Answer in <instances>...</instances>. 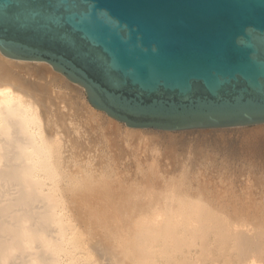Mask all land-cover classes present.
I'll use <instances>...</instances> for the list:
<instances>
[{
	"label": "bare ground",
	"instance_id": "bare-ground-1",
	"mask_svg": "<svg viewBox=\"0 0 264 264\" xmlns=\"http://www.w3.org/2000/svg\"><path fill=\"white\" fill-rule=\"evenodd\" d=\"M52 72L50 66L43 63L9 60L0 56V264H76V262L79 263L81 261L77 257V253L83 251H86V253L82 255L84 259L81 258L85 261L87 256H91L92 259L87 261L92 262V264H264V226H260L262 222L257 226L254 223L256 221L253 220V215L255 214L252 213V217L246 214L244 206L246 207L248 203L244 198L242 200L238 197L234 200L236 196H233V193L229 194V188L232 187V183L230 184L231 181L227 177L219 176L220 173L217 174L216 172L210 174V171L208 175L203 174L204 172L200 173L197 169L203 167L202 165L199 168V165L195 167L197 171L194 172L197 173L193 175L195 177L194 180H192L194 177L190 174L188 175V172L187 177L186 172H184L185 175L182 172L184 177L179 179L174 178V175L166 177L165 173V177L162 175V178L155 175L158 177L157 179L148 180L145 177L149 181L147 182L148 187L142 189L144 188L142 184L146 180L141 181V185L139 182L136 183L137 186H142V188H139L129 179L131 182L130 187L136 186L137 188L133 187L132 189L126 183V187L128 186L130 189L127 187L126 191H128H123L124 194H121L125 195V197L118 196L120 197L118 198L119 202L118 200H110L111 197H109L110 199L105 197V193H109L113 188V182L116 183L114 185L117 188L121 187L119 185L122 184L118 183L119 185H117L114 180L116 173L112 174L111 168L105 171L102 170L103 172L101 173L96 171L98 167H94L95 161L104 163V160L108 159L105 156L107 154L104 155L107 151L103 152L104 149H101L103 143L111 147L115 146V148L119 143L122 145L121 147L131 148V151L129 150L130 153L132 152L131 154H133L132 149L135 153L138 151V154L143 149V151L147 152V154L144 153L143 155L145 156L146 154L147 156L152 151L155 154L160 152L157 149V144H155L157 145L155 146L157 151L154 148L157 136L164 134V139L162 138V140L159 137L158 142L160 144L161 141L170 143L172 147L175 143L173 133L186 134L187 132H160L150 129L128 128L126 125L109 118L103 112L95 109L86 100L82 90L70 85L64 77L55 75ZM28 79H31V81ZM255 127L257 128V126ZM218 130L223 129H217L216 132ZM188 132L192 133V130ZM260 132L258 129L257 133ZM197 133V138L206 134L204 131V135ZM235 133L237 134V132ZM253 133V139H256L254 135L257 133ZM219 134H223L222 131ZM165 135L170 140L166 141ZM206 135L210 134L207 133ZM223 135L221 136L223 137ZM244 135L240 134L241 138L245 139L247 137L249 139L247 134ZM248 135H250V132ZM175 137L177 138V135ZM181 137L184 138L186 136L183 134ZM194 137L196 136L194 135ZM250 137L252 136L250 135ZM203 138L201 139L203 140ZM208 138L210 139V136L205 139ZM171 141H173L172 144ZM179 141H181L180 137ZM206 141L202 142L205 144ZM240 141L242 142V140ZM256 141L258 142V140ZM218 142L220 143V141ZM261 143L263 144L264 142L261 141ZM253 144L256 145V143ZM167 145L166 149H164V154L162 153L163 156L165 155V150H167V153H169V150V154L172 153V150V154L180 156L179 152H174L175 150L172 148L168 149L167 147L170 146L169 144ZM180 145L184 146L183 142ZM239 145L241 146V144ZM174 146L173 148L176 149L179 145ZM183 146L180 147L185 149ZM162 147L165 146L163 145ZM253 147L255 148L254 150L258 147L261 148L260 145L257 148L254 145ZM259 148V153H261ZM185 150H183L185 151L184 153L188 154L187 151L190 149ZM194 150H198V155L203 153L202 150L199 153L198 147L193 149V152H195ZM237 151L241 154L240 150ZM255 153H258V151ZM180 154L181 157L187 156ZM252 154L254 153L252 152ZM190 155L192 156V153ZM190 155L188 162L191 163L185 162L187 163L186 166L192 165V161H196L193 160L195 157ZM117 156L120 158L119 155ZM165 156L173 159L172 155ZM165 156L164 158L166 159ZM154 157L152 156V158ZM157 157H160V155ZM123 158L124 160L127 159L124 156ZM147 158L150 159V155ZM187 159L186 157V161ZM136 161L138 163V160ZM128 162L126 163H134L132 160H128ZM106 163L110 165L109 162ZM208 163L210 164V162ZM127 164L124 163L126 166ZM228 164L225 163L224 165L228 166ZM247 164L249 163L247 162ZM103 165L105 163L101 166ZM177 165L179 166L180 164L177 163ZM193 165L196 166V162ZM192 166H190L191 170ZM121 167L125 166L122 164ZM182 167L184 168L183 164ZM93 168L97 169L94 171ZM183 168L181 170L186 171ZM138 169L136 171L137 176L139 174ZM142 170L143 174H141V171L140 174L146 176L148 173L144 174V168ZM93 171L96 175L101 173L100 176L98 175L99 177H97ZM151 171L153 173L155 170ZM187 171L189 170L187 169ZM126 173L136 176L133 171L129 172L128 169ZM121 174L119 178L122 180L123 176ZM128 175L127 179L122 182L124 185L128 180ZM148 175L151 176V174ZM152 177H154V174ZM119 178L117 177L116 180ZM111 179H113V182ZM253 179L255 180V178ZM263 181H254L255 185H253L256 188L253 187L256 189V193L257 191H263L264 193V187L260 191L259 189L257 190L258 187L263 186ZM144 184L146 186V182ZM121 188L117 190H121ZM117 190L114 189V193ZM261 192L259 196H262L263 193ZM103 194L105 195L102 196ZM118 194H120L119 191L116 195ZM116 195H112V197ZM114 199H117V196ZM250 202V205L253 206L252 209L257 211L259 209L258 206H262L264 197L259 198L256 196L255 201ZM122 208L126 212H121H124L127 216L132 214L133 217L130 216L127 220H124V218L120 220L114 219L112 220L114 223H112L104 216L107 221L104 225L111 223L110 225L108 224V227H110L115 224V220L116 222H123L122 220H124L127 223L130 221L131 225L135 226L126 229L128 224L124 225L125 229L123 232L118 236L115 235L113 239V236L110 237L111 235H109L111 233L108 232L112 228L110 227L109 230L107 227V230L105 229L106 234L105 226L103 227L101 224L105 232L103 236L107 235L109 240H112L111 244L115 241L116 244L111 247L106 246L105 244L109 243V240L103 244V241L105 242V240H101L103 237L99 239L98 235H96L98 240L95 239V242L91 244L93 247L88 248L87 245H90L86 243L85 230L80 229L82 225L85 226V219H82L80 215L86 216V212L92 209L98 216L93 215L98 218L102 216L98 214L100 212L103 213L101 210H113L114 212L116 209L118 211L122 210ZM248 208L250 207L248 206ZM134 214L138 216L135 218ZM262 215H264V212ZM74 216H79L82 220L78 229L76 224L74 228V224H71L74 219L71 220L70 218ZM95 219L93 216V221ZM89 220L91 221L92 219L89 218ZM101 220L99 219L97 222H101ZM117 225L119 226L118 230L121 231L123 229L122 223L121 229L120 225ZM115 228V234L120 232L117 227ZM69 229H72V232ZM92 239L94 240V238Z\"/></svg>",
	"mask_w": 264,
	"mask_h": 264
},
{
	"label": "water",
	"instance_id": "water-1",
	"mask_svg": "<svg viewBox=\"0 0 264 264\" xmlns=\"http://www.w3.org/2000/svg\"><path fill=\"white\" fill-rule=\"evenodd\" d=\"M0 56L131 129L264 125V0H0Z\"/></svg>",
	"mask_w": 264,
	"mask_h": 264
},
{
	"label": "rangeland",
	"instance_id": "rangeland-1",
	"mask_svg": "<svg viewBox=\"0 0 264 264\" xmlns=\"http://www.w3.org/2000/svg\"><path fill=\"white\" fill-rule=\"evenodd\" d=\"M53 74H55L54 72H52ZM55 75H57V74H55ZM59 76V75H58ZM63 77V76H62ZM28 80H30L31 81V79H28ZM66 80V79H65ZM67 81V80H66ZM68 82V81H67ZM69 83V82H68ZM70 84V83H69ZM70 85H72V84H70ZM72 86H74V85H72ZM75 87V86H74ZM77 88V87H76ZM82 93H83V91H82ZM83 95H84V97H85V94L83 93ZM86 98V97H85ZM263 126V127H262ZM264 129V125H261V126H257V128L256 127H248V128H236V129H233V131H232V129H223V130H218L217 132H216V130L217 129H211V130H215L214 132L213 131H211V130H192V133H190V132H188L187 131V133L185 134V133H180L181 134V136L184 134L186 137H184V138H182L181 136H180V134L179 133H173V135H174V138H175V143H174V145L176 146V145H179L176 149L175 148H173V146L174 145H172V147H171V145H170V143H166V142H162L161 141V139L163 138L164 139V134H162V136H159V137H161V139H160V141H161V144H160V142H158L159 141V137L157 136V143L155 142L154 143V148L156 149L157 147H155V146H157L158 145V151H160V152H156L157 151V149H156V153L158 154H155L153 151V153L152 152H150V151H148V152H150V159H148L147 157H149V155H147L146 156V154H147V152H145V150L143 151V149L140 151V153L142 154H138V151H136V153L134 152V150L132 149V151H133V154H131L130 153V149L131 148H128L127 147V149L125 148V147H121L122 145L121 144H117L116 146V148H115V146H113V147H111L110 145H106L105 143H103V145H101V149H104L103 150V152H105V151H109L108 153L107 152H105L104 153V155L105 154H107V155H105L108 159H106V160H108V161H106V160H104V163H105V165H103V166H101L102 164H104L102 161H100V162H96L95 161V166L94 167H98V169L97 168H93L94 169V171H95V169H97L96 171L97 172H103V171H105V170H109L110 168H111V173L112 174H114V173H116L114 176H115V178H114V180L117 182V185H119V184H122V185H119V186H121V187H119V188H121V190H117V189H119V188H117V186H115L114 184H116L115 182H113V179H111V181L113 182H111L112 184V187L115 189V190H117L116 191V193L119 191L120 192V194H118V195H116V193H114L115 191H114V189L112 188L111 189V191L108 193H105V194H103L102 196H104L105 195V197H107V198H109V197H111V199L110 200H112L113 199V201L114 200H118V198H120V197H118V196H121V197H125V195H121V194H124V192H127L126 191V188L129 186L130 187V185H131V182L133 183V184H136V183H138L139 182V184L141 185V181L143 182V180H146V181H144L143 182V184H142V186L144 187V188H142V186L140 187V186H137V184H136V186L137 187H139V188H142V189H145V187H148L147 185H148V183L147 182H149V181H147V179L149 180V179H154V178H162V175L164 176V174H165V176L166 177H168V176H170V177H172L173 175V177L174 178H182V177H184V172H186V177H187V172H188V175L190 174V175H194V174H196L194 171H197V170H199V172L200 173H203V174H205V175H208L209 174V171H210V174L211 173H217V174H219V176H223V177H227L228 179H229V181H231L230 182V184L232 185V187L231 188H229V191H230V193L229 194H232L233 193V196L235 195L236 196V198L234 199V200H236L238 197H240L242 200H243V198L247 201V203H248V205L245 207L244 206V208H245V212H246V214H249L251 217H252V215L253 214H255V215H253L254 217H253V220L254 221H256V222H254V223H256L257 224V226L258 225H260V223H261V225L260 226H264L263 225V222H264V215H262L263 214V212H264V202H263V204H261L262 206H258L259 207V209H257V208H254V209H257V211H255V210H253L252 208H253V206L252 205H250V201H255V199H256V196L257 197H259V198H263L264 196V193H263V191L261 192L260 190H261V188H263L264 187V184H263V186L262 187H258L257 188V190L259 189V191L261 192V193H263L262 194V196H259L260 195V192H258L257 191V193H259L258 195H257V193H256V189H254V187L256 188V186H254L255 184H254V181H256L257 182V180H264V143L262 144L261 143V141L262 142H264L263 140H264V130L262 129V128ZM258 129H259V132L260 133H262L261 135H260V133H257L258 132ZM226 130V131H225ZM235 130V131H234ZM242 130H244V131H242ZM250 130V131H249ZM194 131H196V132H194ZM197 131H199L198 133H197ZM202 131V132H201ZM203 131L204 132H206V134L208 133V134H210V135H206V137L205 138H207V137H209L210 136V139L208 138V139H205V138H203L205 135L203 134ZM209 131H211V132H209ZM222 131V133L224 134H221V135H223V137L219 134V132H221ZM224 131H225V133L227 134H225L224 133ZM230 131V132H229ZM243 133H241V132ZM246 131H249L250 132V135L252 136V137H250V135H248L249 134V132H246ZM251 131H252V133L253 132H255V134L258 136V138H257V136L256 135H254L255 137H256V139H253V135H252V133H251ZM163 132V131H162ZM233 132V133H232ZM235 132H237V134L235 133ZM239 132V133H238ZM246 132V133H245ZM190 133V134H189ZM196 133L197 134H202V135H204V136H199V138H197L198 137V135H196ZM235 133V134H234ZM218 134V135H217ZM229 134V135H228ZM239 134V135H238ZM240 134L241 135H244V134H247V136L249 137V139L246 137L245 139L244 138H241V136H240ZM254 134V133H253ZM175 135H177V138H178V140H177V138L175 137ZM194 135L196 136V137H194ZM212 135V136H211ZM220 135V136H219ZM216 136V137H215ZM244 136H246V135H244ZM261 136V137H260ZM165 140L167 141V140H170L169 138H167V135H165ZM179 137H180V140L181 141H179ZM203 138V140L201 139V138ZM214 137V138H213ZM243 137V136H242ZM254 137V138H255ZM260 137V138H259ZM156 138V137H155ZM182 138V139H181ZM220 138H221V140H220ZM236 138V139H235ZM263 138V139H262ZM162 139V140H163ZM183 139H184V141H183ZM196 139V140H195ZM202 140L203 142L204 141H206V140H208V141H206L205 142V144L202 142V141H200V140ZM216 140V142H215V140ZM219 139V140H218ZM242 140V142L240 141V140ZM210 140H211V142H210ZM223 140V141H222ZM243 140H247V141H244V142H249L248 144H244V142H243ZM251 140H253L252 142H251ZM256 140H258V142L256 141ZM155 141V140H154ZM179 141V142H178ZM198 141V142H197ZM218 141H220V143L218 142ZM240 141V142H239ZM260 141V142H259ZM172 142L173 141H171V144H172ZM177 142H178V144H177ZM183 142V144H184V146L183 145H180L181 143ZM210 144H209V143ZM221 142H222V144H221ZM224 142V143H223ZM227 142V143H226ZM229 142V143H228ZM239 142V143H238ZM188 143V144H187ZM226 143V144H225ZM250 143H251V145H250ZM253 143H256V145L255 144H253ZM258 143V144H257ZM262 145H261V144ZM155 144H157V145H155ZM167 144H169V146L170 147H167L168 149L170 148H172L173 150H175L174 152H176V153H178L180 156H177L176 154H172L173 153V151L171 150V154H169L170 153V151L168 150V152L169 153H167V150H165V155H167V156H169V155H172L173 157V159H169V158H171V157H166L165 155V157H166V159L164 158V156L162 155V153L164 154V149H166V145ZM208 144H209V146H208ZM218 146H217V145ZM229 144V145H228ZM237 144V145H236ZM239 144H241V146L239 145ZM244 144V145H243ZM254 146H256V148L260 145L261 146V148H259L260 149V152L261 153H259V150H258V148L256 149V150H254L255 148L253 147V145ZM120 146V149L118 150V148H119V146ZM165 146V147H162V146ZM197 145V146H196ZM198 145H200V146H198ZM225 145V146H224ZM226 145H227V147H226ZM244 147H243V146ZM250 145V146H249ZM258 145V146H257ZM160 146V147H159ZM168 146V145H167ZM174 146V147H175ZM180 146H183V148L185 147V149H190L189 151H187L188 152V154L186 153H184L186 150L185 149H182V147H180ZM193 146V147H192ZM224 146V147H223ZM236 146V147H235ZM247 148H246V147ZM263 146V147H262ZM108 147V148H107ZM197 147H198V149H199V153H201V150H202V152L203 153H201V155H198V150H194L195 152H193V149H197ZM206 147V148H205ZM215 147V148H214ZM217 147H218V149H217ZM229 147V149H227ZM231 147V148H230ZM233 147V148H232ZM240 147V148H239ZM243 147V148H242ZM250 149H249V148ZM253 147V148H252ZM106 148V149H105ZM113 149V151H112V149ZM162 150H161V149ZM226 148V149H225ZM110 149V150H109ZM153 149V148H152ZM213 149V150H212ZM232 149H234V150H232ZM241 149H243V150H241ZM124 150V151H123ZM130 150V151H129ZM183 150H185V151H183ZM204 150V151H203ZM228 150V151H227ZM232 152H231V151ZM237 150H240L241 151V154H240V152L239 151H237ZM246 150V151H245ZM249 150H250V152H249ZM252 150H254L255 152H257L258 151V153H255L254 151H252ZM128 151H129V153L131 154V156H130V154L128 153ZM183 151V152H182ZM206 151H208V152H206ZM218 151V152H217ZM219 151H221V152H219ZM244 151V152H243ZM115 152H116V154H115ZM125 152V153H124ZM204 152H206V153H204ZM230 152V153H229ZM247 154H246V153ZM252 152L255 154V156H254V154H252ZM119 153V154H118ZM124 155H123V154ZM135 153V154H134ZM144 153H146L145 154V156L143 155ZM180 153H182L184 156H186L188 159H187V161H186V157H181V154ZM192 153V156L190 155V154ZM208 153V154H207ZM244 153V154H243ZM249 153H250V155H251V157H250V155H249ZM113 154V155H112ZM138 154V156L137 157H135L136 155ZM154 154V155H153ZM194 154V155H193ZM205 154V155H204ZM213 154H215V155H213ZM226 154V155H225ZM230 154V155H229ZM110 155V156H109ZM117 155H119V157L120 158H118V156ZM121 155H123L125 158H129L128 160L129 161H133L134 163V165L131 163V164H127V163H129L128 162V160L126 159V160H124V158H123V156H121ZM160 155V157H157V156H159ZM182 155V156H183ZM189 155L191 156V157H195L193 160L196 162V166H194L193 164H195V162H193L192 161V165L190 164L189 166L187 165L186 166V164L187 163H191V162H188V160H190L189 158ZM211 155V156H210ZM218 155V156H217ZM236 155H237V157H236ZM114 156V157H113ZM152 156L154 157V156H156V157H154V158H152ZM175 156H176V158H175ZM213 156V157H212ZM216 156V157H215ZM240 158H239V157ZM105 157V158H106ZM110 157H111V159H110ZM133 157H135V158H133ZM177 157H179V158H177ZM228 157V158H227ZM116 158H118L117 160H116ZM141 158V159H140ZM145 158V159H144ZM217 160H216V159ZM221 158V159H220ZM121 159H123V160H120ZM178 159V160H177ZM224 159V160H223ZM239 159V160H238ZM136 160H138V163H137V161ZM141 160V161H140ZM166 162H165V161ZM215 161V162H213V161ZM229 162H228V161ZM236 160V161H235ZM116 163H115V162ZM168 161H170V163H168ZM225 162V163H229L228 164V166H226V165H224L225 163H223V162ZM245 161V162H244ZM249 163V164H247V162ZM106 162H109L110 163V165L108 164V163H106ZM117 162H118V164H117ZM121 162V163H120ZM127 162V163H126ZM141 162V163H140ZM185 162H187V163H185V165H184V163ZM208 162H210V164L208 163ZM98 164V166H97V164ZM100 163H101V165H100ZM112 163H114V165H112ZM124 163L125 164H127V166L126 165H124ZM137 163V164H136ZM177 163L178 164H180L179 166L177 165ZM200 163V164H199ZM218 163V164H217ZM108 164V165H107ZM122 164H123V166H125V167H121L122 166ZM139 164V166H137ZM163 164H166V165H163ZM182 164H183V166H184V168L182 167ZM232 164V165H231ZM245 164H247V165H245ZM250 164H252V165H250ZM129 165V166H128ZM131 165V166H130ZM137 167H136V166ZM171 165H173V166H171ZM175 165H177V166H175ZM199 165V166H198ZM201 165L203 166V167H201ZM207 165V166H206ZM224 165V166H223ZM229 165H230V167H229ZM250 167H249V166ZM99 166H100V168H99ZM106 166V167H105ZM108 166H110V167H108ZM147 166H149V167H147ZM159 166V167H158ZM161 166V167H160ZM167 166V167H166ZM171 166V167H170ZM185 166H186V168H185ZM190 166H192V170H191V168H190ZM198 166V168L199 167H201V168H199V169H197V170H195V167H197ZM209 166V167H208ZM219 166V167H218ZM235 166V167H234ZM245 166V167H244ZM253 167V169H252V167ZM106 169H105V168ZM118 167V168H117ZM134 167H136L137 169H138V167H139V169H138V173L140 174L141 172V174H143V168H144V170H145V172H144V174H151V176L150 175H148L149 176V178H148V176L146 175H139L138 174V176H137V169L136 168H133ZM166 167V168H165ZM175 169H174V168ZM178 167V168H177ZM187 167H189V168H187ZM194 167V168H193ZM214 167V168H213ZM216 167V168H215ZM224 167H226V168H224ZM228 167V168H227ZM234 167V168H233ZM103 168V169H102ZM122 170H121V169ZM124 168V169H123ZM128 169V171L130 172V171H133V173H135L136 174V176L134 175V174H132V175H128V174H131V173H126L127 172V169ZM163 168V169H162ZM186 169V171H184V170H181V169ZM205 168V169H204ZM92 169V170H93ZM187 169L189 170V171H187ZM200 169H202L201 171H200ZM229 169V170H228ZM231 169V170H230ZM256 171H255V170ZM261 169V170H260ZM103 170V171H102ZM118 170V171H117ZM123 171V172H121V171ZM151 170H155L153 173H152V171ZM180 170V171H179ZM214 170H217V171H214ZM253 170V171H252ZM93 171V172H94ZM116 171V172H115ZM126 171V172H125ZM141 171V172H140ZM149 171H150V173H149ZM162 171V172H161ZM213 171V172H212ZM236 171V172H235ZM247 171V172H246ZM96 172V173H97ZM157 174H156V173ZM177 172V173H176ZM180 172V173H179ZM182 172H183V174L184 175H182ZM234 174H233V173ZM255 172H256V174H255ZM258 172V173H257ZM263 172V173H262ZM101 173H99V174H95V172H94V174L97 176V177H99L100 176V174ZM120 173H122L121 174V176H123L122 177V180H121V178H119L120 177ZM160 173V174H159ZM193 173V174H192ZM117 174H119L118 176H117ZM154 174V177H152V175ZM225 174V175H224ZM99 175V176H98ZM127 175H128V180H127V182H125V185L122 183V182H124L125 181V179H127ZM155 175H157V176H155ZM234 175V176H233ZM254 175H256V176H254ZM129 176H132V177H129ZM134 176V177H133ZM164 176V177H165ZM218 176V175H217ZM250 176H252V177H250ZM261 176V177H260ZM117 177L119 178L118 180H120V182H118V180H116L117 179ZM144 177V178H143ZM145 177H147V179H145ZM151 177V178H150ZM194 177V176H193ZM234 179H232V178ZM141 178H143V179H141ZM253 178H255V180L253 179ZM261 178H263V179H261ZM124 179V180H123ZM129 179L131 180V182L129 181ZM138 179V180H137ZM140 179V180H139ZM195 179V177L192 179V180H194ZM135 182H133V181ZM136 180V181H135ZM128 181H129V183H128ZM220 181V180H219ZM233 181V182H232ZM236 181V182H235ZM247 181V182H246ZM252 181V182H251ZM146 182V186H145V183ZM100 183H101V181H100ZM100 183H99V185H100ZM119 183V184H118ZM126 183L128 184V186L126 187ZM236 183V184H235ZM263 183H264V181H263ZM132 184V185H133ZM254 184V185H253ZM246 185V186H245ZM136 186H133L134 188L136 187ZM254 186V187H253ZM128 187V189H130ZM133 187H132V189H133ZM136 187V188H137ZM235 187V188H234ZM231 189V190H230ZM113 190V191H112ZM244 190V191H243ZM245 190H247V191H245ZM253 190V191H252ZM263 190H264V188H263ZM124 191V192H123ZM114 194H113V193ZM254 192H255V194H254ZM91 193V192H90ZM254 195H253V194ZM107 194H108V196H107ZM110 194H112L113 196L114 195H116L117 196V199H114L115 197H112V195H110ZM228 194V195H229ZM245 194V195H244ZM110 195V196H109ZM247 197H248V199H247ZM254 199H253V198ZM106 198V199H107ZM147 198V197H146ZM228 198V197H227ZM239 198V199H240ZM147 200V199H146ZM121 201H122V199H121ZM245 201V202H246ZM112 202V201H111ZM118 202H119V200H118ZM146 202H148V201H146ZM113 203V202H112ZM143 203H144V201H143ZM78 204V203H77ZM74 205H76V204H74ZM248 206L250 207V208H248ZM252 206V207H251ZM75 207H77V206H75ZM256 207V206H255ZM90 211H87L86 212V216H81L80 215V217L83 219H85V226H86V228H85V226H81L80 227V229H82V230H85V233H86V235H85V239H86V243H88L90 246H88L87 245V247L89 248V247H93V245H91L92 243H94L95 242V239H97L96 238V235H98V238L99 239H101V237H105L104 239L102 238L101 240H105V242L103 241V244H105L106 243V241H108L109 240V238L107 237V235L106 236H103V234L105 235V232H106V230L107 229H109L110 230V227L112 228V232L114 233V231L116 230V228L115 227H117V230H118V228H119V226L117 225V224H119L120 225V229H121V223H122V228L123 229H121V231L120 230H118V231H120V232H116L117 234H113L111 231H108L109 233H111V234H109V235H111L110 237H112L113 236V239H114V237H115V235L116 236H118L119 234H121L122 232H123V230L125 229L124 227V225H126V224H128V225H130V226H128V225H126V229L128 228V229H130V228H132L133 226H135V225H131V223H130V221L127 223L126 221H124V220H127V218H129L130 216H132L133 217V215L132 214H130L129 216H127L124 212H121V211H125L124 210V208H122V210H118L117 211V209L115 210V211H117V212H113V210H111L112 211V213H111V211L110 210H101L103 213H98V214H100V216L102 215L103 216V218H101V217H98L99 219H102L101 220V222L100 221H98L97 222V220H99L98 218H96V216H98V215H96L97 213H95V211L94 210H92V209H89ZM242 210V209H241ZM248 210V211H247ZM253 211V212H251V211ZM93 211V212H92ZM110 212V214H109V212ZM257 213V216H256V213ZM261 213H260V212ZM120 212H121V215H120ZM126 212V211H125ZM116 213V214H115ZM118 213H119V215H118ZM253 213V214H252ZM93 214H95V215H93ZM128 214V213H127ZM135 215V214H134ZM260 215V216H259ZM261 215L263 216L262 217V219H261ZM93 216H94V219L96 220H94L93 221ZM106 217V219H108V220H110V222H112V220H114V219H116V220H120L121 218L123 219L124 218V220H122L123 222H121V221H118V222H116V220H115V224L113 225L112 224V226H110V227H108V224L110 225L111 223H108L107 225H104V223H106L107 221H106V219H105V217ZM136 216H138V215H135V218H136ZM75 217V218H74ZM74 217H71L70 219L72 220V219H74V220H72L71 221V224H74L73 225V228L74 227H76V225H77V229L79 228V226L81 225V223H80V221H82L81 220V218H79V216H74ZM111 217H113V219H111ZM256 217V218H255ZM67 219H68V217H66ZM89 218H91L92 220L90 221L89 220ZM260 218V219H259ZM105 219V220H104ZM259 219V220H258ZM87 221V222H86ZM90 221V222H89ZM105 221V222H104ZM260 221V222H259ZM94 222V223H93ZM121 222V223H120ZM124 222H126V223H124ZM80 223V224H79ZM98 223H100V224H98ZM112 223H114V222H112ZM117 223V224H116ZM124 223V224H123ZM259 223V224H258ZM76 224V225H75ZM79 224V225H78ZM95 224H96V226H95ZM101 224H102V226L104 227L105 226V228H104V230H105V232H104V230H103V227H101ZM99 225V226H98ZM94 227V228H93ZM97 227V228H96ZM130 227V228H129ZM85 228V229H84ZM92 228V229H91ZM114 228H115V230H114ZM79 229V230H80ZM87 229V230H86ZM88 230H89V232H88ZM94 230V231H93ZM99 230V231H98ZM69 231H71L72 232V229H69ZM76 232H77V230H75ZM81 231V230H80ZM101 231H102V233H101ZM76 232H74L75 234H76ZM98 232V233H97ZM104 232V233H103ZM88 233H90V234H88ZM94 234V235H93ZM106 234H107V232H106ZM91 235V236H90ZM90 236V237H89ZM87 237V238H86ZM92 238H94V240L92 239ZM106 238H107V240H106ZM110 239H112V238H110ZM98 240V239H97ZM111 241L112 240H109L108 242L109 243H107V244H105L106 246H109V247H111L113 244L115 245L116 243V241L115 242H113V244H111ZM110 244V245H109ZM87 251H88V249H87ZM89 251H90V249H89ZM91 251H93V250H91ZM85 253H86V251H83V252H80V253H77V257H79L80 259H81V261H79V263H77L76 262V264H92V262H89V261H87V260H91L92 258H91V256L90 257H88V259H87V257H86V260L84 261L83 259V256L82 255H85ZM78 254H80L79 256H78ZM83 259H82V258ZM90 258V259H89ZM94 258V257H93ZM80 259H78V260H80Z\"/></svg>",
	"mask_w": 264,
	"mask_h": 264
}]
</instances>
